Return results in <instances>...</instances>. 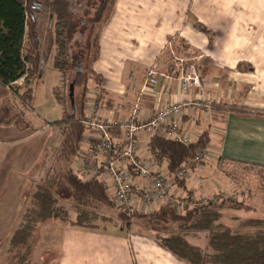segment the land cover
I'll return each instance as SVG.
<instances>
[{
  "label": "crops",
  "instance_id": "obj_1",
  "mask_svg": "<svg viewBox=\"0 0 264 264\" xmlns=\"http://www.w3.org/2000/svg\"><path fill=\"white\" fill-rule=\"evenodd\" d=\"M193 23H201L214 32L211 45ZM177 44L181 45L177 52L188 53L185 57L174 54ZM189 56L197 64L201 88L183 93L180 77L189 64L178 58ZM151 77L155 83L149 82ZM199 95L211 101L210 110L187 108L174 119L191 143L204 132L209 134L207 152L217 162V169H208L205 161L180 180V185L171 180L173 174L167 169V160H157L154 169L168 178L170 193L181 199H186L187 193L194 200L238 194L239 187L223 174L221 165L264 170V0H116L101 29L99 56L91 65L82 116L94 108L96 117L110 127L114 139L121 141V126L133 113L137 120L147 121L169 103ZM15 99L10 88L0 85V118L5 114L15 118ZM223 105L234 108L223 110ZM30 111L28 107L26 118L32 123ZM32 113L35 115L36 110ZM52 123L46 122V135H39L44 139L35 137L39 132L35 127L32 133L30 128L19 131L14 125H0L14 133L13 138L0 137V225L17 220L26 193L35 190V200L39 188L46 183L52 156L47 154L45 144H49L53 131L61 139V126ZM154 136L161 137L154 128L136 134L137 154L142 162L154 159L149 151ZM94 138V133L86 129L79 152L71 162L72 169L83 179L95 178L106 185L108 178L102 172L89 176L83 162L90 156L103 167V156L91 152ZM26 141H35V150L15 153L14 146L20 147ZM107 192L112 199L111 189ZM162 206L165 204L147 208L136 195L130 211H121L147 214ZM72 221L49 222L50 226L57 225L53 234L55 256L42 264H187L151 235L109 231L104 226H73ZM1 228L0 244L4 239L12 241L9 248L0 250V264H15V233L9 235L7 228Z\"/></svg>",
  "mask_w": 264,
  "mask_h": 264
},
{
  "label": "trees",
  "instance_id": "obj_2",
  "mask_svg": "<svg viewBox=\"0 0 264 264\" xmlns=\"http://www.w3.org/2000/svg\"><path fill=\"white\" fill-rule=\"evenodd\" d=\"M67 2L69 0H62ZM116 0H101L93 19V25H98L96 40L93 45L92 63L99 56V39L102 26L112 14ZM60 0H0V85L8 87L20 103L29 105V99L33 94L32 84L37 83L41 76V59L39 43V23L40 14L45 9H50V15H56L55 40L56 58L53 59L55 70L64 73L67 67L59 60L65 56L64 40L66 39V18L58 9ZM55 9V11H54ZM193 27L210 35V31L199 23ZM28 39L31 44L29 53L25 52L24 41ZM47 60V59H46ZM89 72L78 71L72 83L74 84V107L67 109L64 100L54 90V96L63 109L62 118L53 122V125L61 126L63 135L62 142L57 150L55 158L56 164L52 169V176L45 184H42L35 196V207L32 214L38 217V222L46 219L64 220L62 213L54 211L53 204L57 201L76 202L83 206L90 205L92 202L114 207V203L108 194L105 185L98 179H83L79 177L71 167L73 158L77 155L81 145V138L86 132V127L81 123L85 97L88 92L90 80ZM23 79L24 88L15 86ZM59 90V89H58ZM22 106H24L22 104ZM32 107V106H31ZM223 110H233L231 106H221ZM235 110V109H234ZM20 116L15 114L12 120L0 118V125L9 127L14 125L19 131L24 128H32L33 125L27 121L26 110L21 109ZM18 121H22L23 125ZM17 123V124H16ZM60 135V132H59ZM210 144L209 134L204 132L200 138L193 143L185 145L177 141H171L162 137L154 136L149 143L151 155L160 161L167 160V169L170 174H174L181 165L192 159L198 150H206ZM178 185L180 180L175 181ZM188 199L193 198L191 193ZM225 205L211 207L205 206L198 211H188L184 216L177 215L168 205L162 206L157 211L147 214L133 213L136 219L140 220L143 226L149 230L161 225L164 229L170 230L167 237L158 239V243L177 258L187 264H264V222L251 221L248 231L241 232L232 230L226 226H220L216 220L220 218V211ZM28 216V215H27ZM119 216L131 219L126 223L130 226L132 216L122 213ZM24 216L23 222H26ZM73 226L89 228L99 227L96 224H85L83 222L72 221ZM176 225V227H174ZM154 228V230H155ZM193 228L203 239V248L190 242L189 236L179 229ZM253 229V231H250ZM250 231V232H249Z\"/></svg>",
  "mask_w": 264,
  "mask_h": 264
},
{
  "label": "rangeland",
  "instance_id": "obj_3",
  "mask_svg": "<svg viewBox=\"0 0 264 264\" xmlns=\"http://www.w3.org/2000/svg\"><path fill=\"white\" fill-rule=\"evenodd\" d=\"M60 1L62 3L58 4V9L65 14L67 21L66 39L64 40L63 46L66 54L63 58H61V60H59L64 63V67H67L64 73L55 70L53 67V59L55 60L57 54L56 46L54 45L56 15L52 17L50 15V9H45L39 16L40 63L42 65V70L39 76H41V78L37 83H33L31 85L33 88V94L28 100L31 108V124L33 127L39 129V132L35 136L37 139H44V136L39 138V135H41V133L46 135L47 132H43L46 122H56L62 118V108L54 96V90H56L58 95L63 98L65 108H70L69 85L72 83L74 76L78 71L89 72L93 45L99 28L96 24L93 25L94 29L92 30V24L90 21L93 19L97 6L101 0H69L68 7L67 2H63L62 0ZM204 27L210 31V35H205L208 37L211 45L214 38V32L206 26ZM180 46V44L176 45L174 54L178 55V57H182V55L185 57V54H188L186 51L177 52L180 50ZM24 47L25 52L29 53L31 50V44L27 38L24 41ZM194 56L195 55H193V57L189 56L188 59H178H181L184 63L187 61L189 64L188 67L190 65H194L197 69V64L193 61L194 59H192L195 58ZM171 57L172 60H174L173 56ZM19 85H21V88H24L25 82L23 79L19 80L15 84L16 87ZM15 100L16 115L20 116V113H22L21 109L27 110L29 106L24 103H22L24 105L22 106L19 99L16 98ZM33 110H36L37 115L32 113ZM18 123L21 124L23 122L18 121ZM30 130L32 133L35 131L31 128ZM11 131L12 130H6L5 127H0V137L13 138L11 135L14 133ZM58 131L62 132V129H58ZM51 133L52 137L48 142L49 144L45 145L47 154L52 156V161H50V165L48 164V175L44 181H47L48 178L52 176V169L56 164L55 158L57 156V146H60L63 138V135L60 133V139L57 131H53ZM22 134H25V132ZM20 136L22 135L20 134ZM34 142L35 141L28 144V141H26L25 144H21L20 147L14 146L15 153L19 151H34ZM212 160L213 159L207 157V168L215 170L217 169V162ZM71 167H73L72 164ZM221 170L233 184L239 187L237 188L238 194L229 196L226 194H220L216 197H212L210 199L208 198L206 201L200 203L196 202L193 198L188 199L189 195H186V201L196 203L195 208L188 211L196 212L205 206L215 207L223 204L225 205V208L220 211V218L216 220V222L220 226H226L232 230H239L241 232L249 230L247 226L250 225L248 223L251 221L264 222V170L242 165L232 167L221 165ZM221 180L225 181L224 178ZM34 191L26 193L23 201L24 207L22 208V212L19 213L18 219H14V222L12 223L9 220L8 223L0 225L3 228V231L7 228V233L9 235L15 233L13 240L16 251V260L13 261L15 264H26L28 261L30 264H38L39 261H41L42 264L44 261L49 262L51 258L55 256V238L53 237V234L55 233L54 228L57 225L50 226L51 224H49V222L52 219H46L38 222V217L35 214H32L35 202L33 199V195L35 193ZM53 207L54 208L52 209L54 211L62 213L64 220L60 221L64 222H70L73 220L76 222H83L85 224H96L98 226L108 227L109 231L122 230L124 232H136L148 236L151 235L156 240L170 235V230L168 231L164 229L161 225L156 226V228L153 227L152 230L145 228L141 221L136 219L134 215L132 216L131 213L132 223L130 226H127L126 223L131 219H125L119 216L123 213L121 210L115 207L100 204L98 202H92L90 205L83 206L76 202L67 203L57 201L53 204ZM186 213L187 211L181 212L177 215L184 216ZM24 216L26 217L25 223L23 222ZM174 227H176V225ZM179 231L186 233L192 244L199 245L203 248V239L199 235L198 237H195L197 234L195 229L187 228L183 230L179 229ZM250 231H253V229ZM11 241H9V239H4L0 244V250L9 248L11 246ZM44 250H46V253H44L42 257V252Z\"/></svg>",
  "mask_w": 264,
  "mask_h": 264
},
{
  "label": "built area",
  "instance_id": "obj_4",
  "mask_svg": "<svg viewBox=\"0 0 264 264\" xmlns=\"http://www.w3.org/2000/svg\"><path fill=\"white\" fill-rule=\"evenodd\" d=\"M152 74V73H151ZM150 83L156 80L151 77ZM181 90L187 93L192 88H201L200 76L194 65H190L180 77ZM187 108L196 110H210L211 101L199 95L195 99H186L178 102H171L164 106L159 112L150 117L149 120H137L136 114L122 124L124 129L123 140L114 139L110 127L98 119L92 109L88 115H84L81 123L94 133L95 138L91 145L92 154L103 156L104 164L100 166L92 157L84 158V164L89 176L100 175L101 172L108 178L106 189H111L112 201L115 207L122 211L129 212L136 195L140 196L145 207L170 206L175 213L188 212L194 209L196 203L188 202L186 199L175 197L170 193L168 178L162 176L154 167L157 166V159L151 162H142L137 154L136 134L146 128H154L162 138L177 141L188 145L190 142L185 132L180 131L179 124L174 118L181 116ZM211 157L210 152L198 150L196 155L186 160L174 173L171 180L185 179L191 170L202 165L206 159ZM137 180V181H136ZM110 184H109V183ZM208 197H203L196 202H204ZM210 199V198H209Z\"/></svg>",
  "mask_w": 264,
  "mask_h": 264
},
{
  "label": "water",
  "instance_id": "obj_5",
  "mask_svg": "<svg viewBox=\"0 0 264 264\" xmlns=\"http://www.w3.org/2000/svg\"><path fill=\"white\" fill-rule=\"evenodd\" d=\"M73 95H74V84L71 83L69 85V99H70V103H71V108L73 109L74 107V99H73Z\"/></svg>",
  "mask_w": 264,
  "mask_h": 264
}]
</instances>
